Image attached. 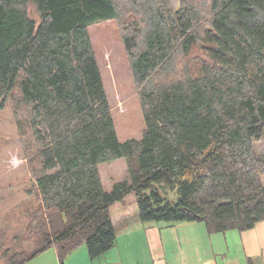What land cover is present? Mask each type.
Returning <instances> with one entry per match:
<instances>
[{"label": "trees", "instance_id": "trees-1", "mask_svg": "<svg viewBox=\"0 0 264 264\" xmlns=\"http://www.w3.org/2000/svg\"><path fill=\"white\" fill-rule=\"evenodd\" d=\"M0 0V110L14 88L38 144L39 206L23 264L111 247L109 208L134 193L142 222L202 221L209 232L264 219V0ZM34 11V14L31 13ZM116 20L146 129L120 140L88 28ZM126 158L103 188L98 165ZM175 191L176 199L168 194Z\"/></svg>", "mask_w": 264, "mask_h": 264}, {"label": "rangeland", "instance_id": "rangeland-1", "mask_svg": "<svg viewBox=\"0 0 264 264\" xmlns=\"http://www.w3.org/2000/svg\"><path fill=\"white\" fill-rule=\"evenodd\" d=\"M170 3L174 9L180 4L179 0H170ZM88 32L117 136L120 140L139 139L146 129V121L121 39L120 24L114 19L107 20L91 25ZM27 110L16 88L7 94L0 110V264H6L4 251H28L34 247V242L25 237L24 230L30 213L39 206L34 180L40 169V159L38 144L27 127ZM98 172L103 188L109 191L115 182L125 178L126 158L99 163ZM168 196L175 200V191L169 192ZM125 199L124 206L130 211L132 201L137 206L134 193ZM128 216V222L115 226L116 233L124 225L136 223V219L140 221L138 208Z\"/></svg>", "mask_w": 264, "mask_h": 264}, {"label": "crops", "instance_id": "crops-1", "mask_svg": "<svg viewBox=\"0 0 264 264\" xmlns=\"http://www.w3.org/2000/svg\"><path fill=\"white\" fill-rule=\"evenodd\" d=\"M125 198L109 208L114 226L128 222L137 209L134 201L131 211L126 208ZM23 264H264V219L249 229L224 232H209L202 221L136 219L116 233L113 247L95 258L81 245L61 260L53 245Z\"/></svg>", "mask_w": 264, "mask_h": 264}]
</instances>
